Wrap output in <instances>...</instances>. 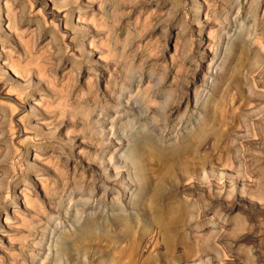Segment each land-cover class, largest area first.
Here are the masks:
<instances>
[{
  "label": "rangeland",
  "instance_id": "obj_1",
  "mask_svg": "<svg viewBox=\"0 0 264 264\" xmlns=\"http://www.w3.org/2000/svg\"><path fill=\"white\" fill-rule=\"evenodd\" d=\"M0 4V43L7 42L5 50L18 67L32 69L26 79L15 76L0 57V264H168V256L188 250L183 240L196 249L203 237L187 232L183 223L171 251L155 233L141 247L120 237L123 226L110 219L109 199L98 190L102 168L92 169L94 154L109 143L113 162L122 164L123 181L129 178L127 168L138 170L133 160L120 157L117 136L130 143L147 137L162 148L176 147L171 170L180 171L189 158L191 169L205 167L210 174L211 158L227 164L222 180L215 168L216 175L207 181L193 177L183 182L186 186L206 192L221 184L239 188L236 196L223 198L227 222L213 213L198 214L203 227L213 225L205 227L202 240L223 238L224 244L217 245H224L227 255L219 259L211 253L202 263L180 264H264V0ZM78 7L84 15L76 12ZM7 14L24 29V39L9 27ZM240 90L245 91L242 97ZM196 99L202 108L193 113ZM234 106L235 114L228 111ZM243 113L254 114L250 136L240 125ZM99 115L108 120H98ZM220 115L227 130L236 122L231 139L211 132L212 117ZM106 158L110 161V155ZM238 163L244 176L231 179ZM149 166L153 174L166 168L155 157ZM109 170L115 173L114 166ZM86 219L99 221L120 240L94 242L87 252L79 249L77 230ZM129 223L141 233L140 220ZM223 223L228 228L213 237Z\"/></svg>",
  "mask_w": 264,
  "mask_h": 264
},
{
  "label": "bare ground",
  "instance_id": "obj_2",
  "mask_svg": "<svg viewBox=\"0 0 264 264\" xmlns=\"http://www.w3.org/2000/svg\"><path fill=\"white\" fill-rule=\"evenodd\" d=\"M93 9L95 10L96 8H93ZM199 10L200 9H198V11ZM84 11H85L84 8L78 7V10L76 12H78V14L82 16L85 14ZM1 12L2 10H1V4H0V16H1ZM10 15L7 14L8 16L7 22H9L8 23L9 27L14 28V30H17V36L19 40L24 39L23 38V36L25 35L24 29H22L21 25L17 23V21H15L16 19L13 20V18H11ZM72 18L73 17L69 15L67 17V22L70 23V21H72ZM27 35H28V32H27ZM8 36H10L11 38L12 34L9 33ZM2 42H3L2 43L3 45L0 43L1 44L0 46H3V49L0 51V57L3 56V59L11 66L9 67L10 69H12L15 76L26 79V76H29L28 73L32 74L31 73L32 69L24 65L23 66L19 65L20 67H18L16 65L17 62L14 63L15 61L14 58L9 56L8 55L9 53L5 50L4 46H5V43L7 42H5L4 40H2ZM32 45L34 46V43ZM6 47H7V44H6ZM42 71L43 70H41L40 72ZM193 78H195V76H193ZM246 82L249 84V81L247 79H246ZM21 85L22 84H16L13 87L19 89L22 87ZM250 90H251L250 92H253L252 87H250ZM27 94L29 95L31 93L29 92ZM240 95L241 97L245 95V91L240 90ZM30 96L33 97L34 95H30ZM144 99H145L144 101H146L147 97H145ZM118 102L121 103L122 101L118 100ZM187 102L188 103L190 102L189 98L187 99ZM126 105H128L129 107L130 106L133 107V105L130 102L126 103ZM191 106L193 107V110H191L193 113L198 108H202L198 99H196L195 102H191ZM231 109L234 110V114L237 112V107L235 106L229 107L228 111H230ZM253 115L254 114H252L251 117H248L244 113L240 115V117L245 118L244 120L240 121L241 122L240 125L246 128L247 136H250L251 130H253L251 129V127L253 128V125H254V122L252 120ZM106 116L107 115L105 116L99 115L98 120H102L103 122H106V120H108ZM211 121L213 122L211 132L214 134L215 138H221V139L230 138L231 139L230 131L231 129H233L236 122L231 123V126L229 127L230 129L227 130L225 126L227 125V123L225 122L224 115L214 116L212 117ZM224 126L225 128H223ZM103 127L104 126L102 125V128H101L102 131L104 130ZM114 129L115 128L112 127L113 133H115L113 131ZM103 132L106 134V131H103ZM199 134L200 136H205L204 129L203 130L200 129ZM246 135L244 136L246 137ZM116 141L119 143L120 146H122V149H123L120 152V157L130 158L138 166V170L135 172L129 171V168H127L128 169L127 175L129 178L127 179L125 178L124 180L125 182H127V184L123 183L124 182L123 175L119 177V174H120L119 169L121 168L122 164L113 162L115 152L111 151V148L109 147V143H106L105 147L101 148V150L96 152L97 154H94L96 155V157H94V162H93V165L95 167L93 166L92 169L94 170V168L96 169V167L102 168L101 169L102 171L101 183L99 184L98 190L102 192L105 198L109 199V201L107 202V207H108L107 209L111 211V213H109L110 219L112 217L114 221L116 220V222L120 223L123 226V229L120 233L121 238L130 241L135 247L137 246L141 247L144 244H147L150 241L151 235L155 233L157 234L158 237L161 236V239H163L162 241L165 243L166 248L171 251L176 248L175 242H174V235L179 230L181 223L185 225V229L187 230V232L189 231L190 233H192L193 231L194 235H197V237L199 238L205 237L204 235L206 233L205 227H209V229L213 228V225L211 226V224L209 223L207 224V226L203 227L202 225H204L205 222L198 221L199 219L198 214L204 213V215H210L211 213H213L216 218L218 219L221 218L220 220L221 222L223 220L227 222L226 217L228 216V214H226L227 210L225 208L227 204L223 198L226 196V194L228 195V197L230 195L236 196L235 192L237 189H239V188H236L237 187L236 185L233 184L231 186V189H227L225 188L224 185L221 184L220 187L216 186L217 190H213V192H206L204 190H197L195 188H192V186H186L183 183L185 180H189L193 177H197L199 182L203 183L207 181L211 177V175L213 176L216 175L215 168L218 169L219 171L221 170L220 178L222 180L225 174L223 170L228 168L226 163L225 164L219 163L220 165H222L221 167H219L218 162H216L214 159L211 158L209 162L211 164V167H213L214 170L212 174H210L206 171L205 167H202V171L191 169L190 164L188 163V161H190V158H189L188 160L186 159L187 161H185V164L182 166L181 170L176 171V170H171L169 168L171 167V165H173V160L172 158H170V155L175 152L176 147L175 148L169 147L168 149L162 148L152 142H149L147 137H144L140 143L139 142L130 143L129 138L125 139L124 136H117ZM108 155H110V159H109L110 161H107L106 157ZM153 157H155L159 161V163H162V164L164 163V165L166 166L165 170H159L158 174H153L152 171H150L149 158H153ZM193 164H195V162H193ZM110 165L114 166V169H115L114 174H112L113 171L111 172L109 170ZM241 167L242 166L240 165V163H238L236 178L234 177L233 174H230L229 177L231 179H241L244 176V174L242 173ZM95 176H96V173H95ZM130 180L132 181L130 182ZM128 182L131 184H134L133 188L128 185ZM118 183H122L120 184V187L118 186L116 187ZM245 185L246 184L244 183L242 189L240 188L242 193L246 192ZM223 191H224V194H223ZM126 195H128V197H126ZM215 205L219 206L217 211L214 210L217 208ZM196 207H199V209L201 208L202 211L201 212L198 211L200 212L198 213ZM132 208H135L134 211H131ZM131 218L133 220L138 219L142 222L141 233H137L135 231V228H136L135 224L129 223ZM98 222L95 221L94 223H92L90 219H86L84 224L80 227V229L77 230L79 231L77 232L78 234L76 236L78 237V242H79L78 247L79 249L82 247V250L84 252H87L86 249L90 248V246L94 242H97V241H103V242L113 241L114 242L116 240H120V238L116 239V237H114L115 235L111 234L108 231L109 228L108 230L103 227L101 228V224ZM226 226L227 224L223 223L222 228L219 227L220 228L219 230H218V227H216L217 229L214 232V234H212V236L220 237L219 235L221 234L220 231H222V229L226 230V228H228ZM182 228L184 229L183 226ZM202 239L196 242V245H195L196 249L193 247V245L189 244L190 242L185 241L186 242L185 243L184 240L182 241L181 239L182 243L185 244L186 247H188L187 248L188 250L186 251L184 250L185 252L176 253L175 256H171V257L168 256L167 263L168 264H180V262H188L190 260L192 261L196 259H199L200 262L202 263L203 262L202 259L205 256H209L211 253H214L215 257H218L219 259H223L222 257L227 255V253L225 252L226 251L225 246L224 245L219 246L220 245L219 243L221 244L223 243L222 242L223 238H220L218 242H216L214 238L207 237L204 240ZM93 247L95 246H92L91 248ZM65 250L66 248H64V251ZM200 253L202 254L201 257H200Z\"/></svg>",
  "mask_w": 264,
  "mask_h": 264
}]
</instances>
